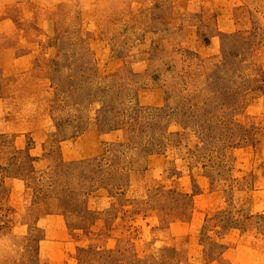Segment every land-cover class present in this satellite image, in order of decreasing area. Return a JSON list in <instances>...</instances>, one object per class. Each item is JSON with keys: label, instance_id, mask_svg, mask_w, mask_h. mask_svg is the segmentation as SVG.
Listing matches in <instances>:
<instances>
[{"label": "rangeland", "instance_id": "1", "mask_svg": "<svg viewBox=\"0 0 264 264\" xmlns=\"http://www.w3.org/2000/svg\"><path fill=\"white\" fill-rule=\"evenodd\" d=\"M0 264H264V0H0Z\"/></svg>", "mask_w": 264, "mask_h": 264}]
</instances>
